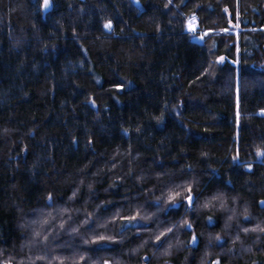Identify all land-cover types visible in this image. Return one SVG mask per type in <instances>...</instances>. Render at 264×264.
I'll use <instances>...</instances> for the list:
<instances>
[{
	"label": "trees",
	"instance_id": "1",
	"mask_svg": "<svg viewBox=\"0 0 264 264\" xmlns=\"http://www.w3.org/2000/svg\"><path fill=\"white\" fill-rule=\"evenodd\" d=\"M261 109L264 0H0V264H264Z\"/></svg>",
	"mask_w": 264,
	"mask_h": 264
},
{
	"label": "snow or ice",
	"instance_id": "2",
	"mask_svg": "<svg viewBox=\"0 0 264 264\" xmlns=\"http://www.w3.org/2000/svg\"><path fill=\"white\" fill-rule=\"evenodd\" d=\"M43 7H44L45 9H47L48 7H50V0H43ZM193 19H195V17H193ZM104 27H105V28H111V22H109L108 24H105ZM219 59L223 60V57H220ZM233 63H235V61H234ZM237 105H239V99H237ZM261 113L264 114V109H261ZM257 154H258V155H264V153H261V152H258ZM233 159H235V157H234ZM247 167H248L249 169H251L252 166H251V165H248ZM187 193H188V194H187L186 196H184V200L187 201V203H188V207L191 208L192 204L194 203V197H193V195H192V189H191L190 186H189V188L187 189ZM75 195H76V193H73V196H75ZM180 195H181V193L177 192V193L174 194V196L169 197V199H170V201H174V200H175V197H176V196H180ZM218 198H219V197H214L213 199H218ZM51 199H52L51 196H49V200H51ZM261 203H264V201H261ZM172 206H176L175 203H173ZM222 207H223V205H222ZM137 215H139V213H137ZM127 219H128L129 221H132V220H135V217H129V218H127ZM142 219H148V217H142ZM209 219H211V218H209ZM47 222H48V221H45V223H47ZM183 224H184L187 228H191V227H192V224H191L190 222H188L187 220H185V221L183 222ZM226 226H227V225H226ZM175 227H176V225H173V227H169V228L167 229V232H161L159 235H157V236L155 237L156 241H161V238H162V237H166L168 233L173 232V229H174ZM61 228H63V224L61 225ZM254 230H255V229H254ZM259 230H260V231H264V229H259ZM72 231H73V232H76V231H78V229H72ZM244 231H245V232H248L249 229L245 228ZM36 235L39 236L40 233L37 232ZM237 238L239 239V237H237ZM47 239H48V237L45 236V237H44V240L47 241ZM99 239H105V237H99ZM196 239H197L196 236L193 235V237H192V241L195 242ZM216 239H217V240H220L221 237L217 236ZM178 243H179V242H178ZM172 247H173V245L169 243V245H168V249H166L165 251L170 250ZM40 259H43V257H40ZM81 259H84V258L81 257ZM4 264H11V261H5ZM104 264H110V262H109V261H104ZM215 264H219V260H217V261L215 262Z\"/></svg>",
	"mask_w": 264,
	"mask_h": 264
},
{
	"label": "rangeland",
	"instance_id": "3",
	"mask_svg": "<svg viewBox=\"0 0 264 264\" xmlns=\"http://www.w3.org/2000/svg\"><path fill=\"white\" fill-rule=\"evenodd\" d=\"M187 27L190 30L194 31L197 28V23H196L195 19H193V18L189 19L187 22ZM194 39L197 41H201V36H196V37H194Z\"/></svg>",
	"mask_w": 264,
	"mask_h": 264
},
{
	"label": "water",
	"instance_id": "4",
	"mask_svg": "<svg viewBox=\"0 0 264 264\" xmlns=\"http://www.w3.org/2000/svg\"><path fill=\"white\" fill-rule=\"evenodd\" d=\"M49 9H50V7H48L47 9H45V8L43 7V10H44V11H48Z\"/></svg>",
	"mask_w": 264,
	"mask_h": 264
}]
</instances>
